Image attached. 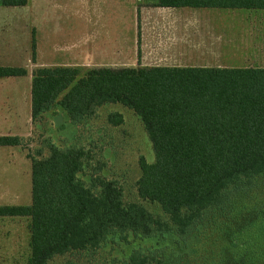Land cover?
<instances>
[{"label": "trees", "instance_id": "obj_1", "mask_svg": "<svg viewBox=\"0 0 264 264\" xmlns=\"http://www.w3.org/2000/svg\"><path fill=\"white\" fill-rule=\"evenodd\" d=\"M27 3L0 0L6 7ZM153 5L264 10V0ZM31 47L33 55L34 41ZM25 74L23 67L0 66V78ZM107 104L132 110L151 142L154 160L140 158L136 190L153 208L125 201L116 181L89 174L91 148L46 139V155H28L31 202L0 205V218L29 219L25 264L134 241L150 245L132 248L122 264H264V67L50 66L32 72L33 123L62 112L83 126ZM108 121L118 125L122 116L112 113ZM23 141L0 135V146ZM208 236L216 247L201 252Z\"/></svg>", "mask_w": 264, "mask_h": 264}, {"label": "rangeland", "instance_id": "obj_2", "mask_svg": "<svg viewBox=\"0 0 264 264\" xmlns=\"http://www.w3.org/2000/svg\"><path fill=\"white\" fill-rule=\"evenodd\" d=\"M116 6L110 0H39L36 4L35 0H28L24 6L0 5V50L6 45H17L21 58L16 62L22 64L25 50L29 47L32 52V31L37 16L43 23L53 22V42L56 53H61L66 50L69 42L74 41L76 46L81 41L79 31L72 35L65 33L66 24L81 23L82 19H87L91 24L106 20L110 11L117 9ZM255 15L254 11L220 10L216 18L233 20L238 24ZM232 31L234 38L231 42L234 43L235 53L239 55L240 51L236 50H240L241 46V27H234ZM30 82L25 77L0 78V116L13 115L14 111L19 115L16 123L15 118H9L7 122L0 118V133L19 129L22 130L21 137L24 139L23 146H0V205H27L31 202V161L28 155L35 156L37 151L46 155L44 141L47 139L59 146L77 140L81 145L91 148L94 159L91 160L88 173H99L116 181L125 201L141 202L152 209L151 204L138 197L136 190V180L140 174L139 160L142 157L147 162H152L154 153L143 125L134 112L121 104H107L98 107L93 117L83 126L71 124L62 112L48 113L41 122L31 121L27 125L30 117L25 114L27 108L23 95L27 85L30 90ZM112 113L121 114L120 124L109 123L108 115ZM56 117H60L58 123L55 122ZM61 125L63 126L60 127ZM85 179L88 180V177ZM28 223L29 219L25 217L0 218V264L26 263L29 255ZM213 238L208 236L203 240L201 252L216 247L211 245ZM149 245L150 242L147 241H134L127 245L108 243L95 252L80 251L58 255L48 264H122L132 248Z\"/></svg>", "mask_w": 264, "mask_h": 264}, {"label": "crops", "instance_id": "obj_3", "mask_svg": "<svg viewBox=\"0 0 264 264\" xmlns=\"http://www.w3.org/2000/svg\"><path fill=\"white\" fill-rule=\"evenodd\" d=\"M38 2L35 0V4ZM154 2L110 0L112 5L118 6L110 11L106 20L93 24L87 19L74 25L69 22L65 33L72 35L79 31L81 41L76 46L74 41L69 42L66 50L58 54L53 42V22L43 23L36 16L32 31L34 54L28 47L25 56L22 55V64H17L16 61L21 58L18 46L6 45L0 50V61L4 63L0 62V66L23 67L26 74L18 77L30 81L34 69L50 66L82 69L132 66L264 67V10H252L256 14L253 18L248 17L236 24L233 20L216 18L220 10L230 9L160 7L154 6ZM234 27H241V46L240 50H236L240 51L239 55L231 42ZM24 91L29 125L32 121L31 82L30 90L27 85ZM12 114H4L0 118L7 122L9 118L16 120L19 116L17 111ZM22 133L18 129L7 130L0 135L22 136Z\"/></svg>", "mask_w": 264, "mask_h": 264}, {"label": "water", "instance_id": "obj_4", "mask_svg": "<svg viewBox=\"0 0 264 264\" xmlns=\"http://www.w3.org/2000/svg\"><path fill=\"white\" fill-rule=\"evenodd\" d=\"M59 120H60V117H56V118H55V122H56V123H58Z\"/></svg>", "mask_w": 264, "mask_h": 264}]
</instances>
